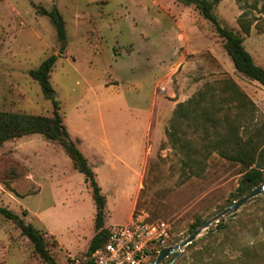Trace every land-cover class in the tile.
I'll use <instances>...</instances> for the list:
<instances>
[{
  "label": "rangeland",
  "instance_id": "obj_1",
  "mask_svg": "<svg viewBox=\"0 0 264 264\" xmlns=\"http://www.w3.org/2000/svg\"><path fill=\"white\" fill-rule=\"evenodd\" d=\"M40 6L57 7L64 41ZM213 12L264 68V0H219ZM242 13L251 21L248 34L238 23ZM50 55L57 56L49 80L59 113L105 196L106 228L142 214L168 221L173 245L192 233L197 219L206 221L230 205L243 168L206 147V137L213 140L218 131L203 129L201 112L215 101L224 107L220 115L226 106L236 111L235 100L219 101L223 80L232 79L253 102L240 120L239 132L247 137V127L264 123V89L235 70L214 25L195 4L0 0V111L52 116L51 100L30 75ZM205 89L197 111L173 126L177 103ZM163 101L175 106L160 115ZM167 129L176 133V144ZM189 152L207 155L205 164L184 167ZM0 207L44 234L56 264H73L71 257L85 253L95 233L91 186L63 146L38 133L0 144ZM0 264H48L1 213ZM159 264H264V192Z\"/></svg>",
  "mask_w": 264,
  "mask_h": 264
},
{
  "label": "trees",
  "instance_id": "obj_2",
  "mask_svg": "<svg viewBox=\"0 0 264 264\" xmlns=\"http://www.w3.org/2000/svg\"><path fill=\"white\" fill-rule=\"evenodd\" d=\"M177 1L185 5H196L201 14L214 25L215 31L223 40L224 49L231 58L235 70L244 77L257 81L264 89V68L257 64L252 55L246 50L243 45V37L233 29L223 26L213 12V8L219 0ZM37 9L41 15L49 18L56 30L58 39L64 41L66 38L65 23L57 7L54 6L48 10L40 6ZM243 14H241L238 23L241 31L244 34H248L251 21L244 20ZM56 58V55H50L36 69L30 71L32 78L38 81L44 96L51 100L53 104L52 116L0 111V144L9 139L38 133L48 140L59 142L63 146L74 168L83 174L85 181L91 186L95 204V233L92 235L86 251L90 253L104 243L109 234V229L104 225L106 199L101 193L91 166L75 142L72 141L59 113V101L55 98V90L49 80L50 69L54 65ZM204 86L207 85L205 84ZM206 90L208 89L199 90L185 103H177L173 110V126L176 125L180 117H187L189 114L197 111V107H194V105H197L204 99ZM221 91L225 92V94L219 101L223 103L227 102V100H235L234 108L236 111L232 113L231 109H227L226 106V112L220 115L224 107H216V101L214 103L211 102L212 106L210 108L202 109L201 126L207 133L210 130L218 131L215 139L210 140L208 136L206 137V147L212 151H217L223 158L229 161L240 163L243 168L233 198L230 200L231 203L239 197L248 194L254 187L264 182V123L253 129L247 127L245 130L248 135L247 137H242L239 132L243 127L240 120L249 111V106H253V102L230 78L223 80ZM166 132L170 141L176 144L177 140H179L176 133L170 129H167ZM183 147L189 149L190 145L189 143H185ZM187 154L185 160L182 162L184 167L193 169L196 164H201L202 161L203 165L205 164L207 155H201L198 158L195 154H193L194 156L191 155L190 152ZM200 168L203 170L202 166ZM0 213L15 222L22 234L30 240L35 252L46 263L56 264L49 249L46 247L45 236L40 230L31 223H26L22 217L4 207H0ZM203 222L202 219H197L190 225V232H193ZM220 227L226 228L224 224H221Z\"/></svg>",
  "mask_w": 264,
  "mask_h": 264
},
{
  "label": "built area",
  "instance_id": "obj_3",
  "mask_svg": "<svg viewBox=\"0 0 264 264\" xmlns=\"http://www.w3.org/2000/svg\"><path fill=\"white\" fill-rule=\"evenodd\" d=\"M171 224L135 214L109 229L104 243L94 251L72 256L73 264H151L163 247L170 246Z\"/></svg>",
  "mask_w": 264,
  "mask_h": 264
},
{
  "label": "water",
  "instance_id": "obj_4",
  "mask_svg": "<svg viewBox=\"0 0 264 264\" xmlns=\"http://www.w3.org/2000/svg\"><path fill=\"white\" fill-rule=\"evenodd\" d=\"M263 192H264V182L254 187L248 194L243 195L238 199L234 200L233 202H231L229 206L224 208L222 211L217 213L212 218L204 221L185 239L181 240L176 244L163 247L151 264H159L164 258L168 257L170 254H172L175 251L177 252V254H179L182 251L183 247L194 241L197 238V236L201 233V231L207 228V226L211 224V222L217 221L221 216L230 215L232 212H235L241 205H243L247 200Z\"/></svg>",
  "mask_w": 264,
  "mask_h": 264
},
{
  "label": "crops",
  "instance_id": "obj_5",
  "mask_svg": "<svg viewBox=\"0 0 264 264\" xmlns=\"http://www.w3.org/2000/svg\"><path fill=\"white\" fill-rule=\"evenodd\" d=\"M250 54H251V52H250ZM252 55V54H251ZM254 58V57H253ZM255 60V59H254ZM260 65V64H259ZM174 106H175V102H172L171 101V105H167V103H165V101H163L161 104H160V107H159V110H160V115H162V114H164L165 112H166V110H167V108H168V110H169V112L171 111V109H173L174 108ZM167 110V111H168ZM153 113L151 112V115H152ZM149 124H151V120H150V122H149ZM150 129H151V126H150ZM149 132H151V130H149ZM140 163L141 162H139V164L138 165H140ZM135 172L134 173H136L137 172V170H134ZM135 184H136V180H133V182H132V186L134 187L135 186Z\"/></svg>",
  "mask_w": 264,
  "mask_h": 264
}]
</instances>
